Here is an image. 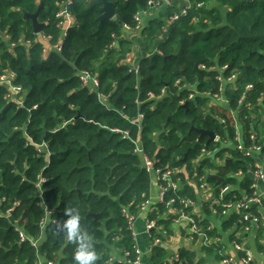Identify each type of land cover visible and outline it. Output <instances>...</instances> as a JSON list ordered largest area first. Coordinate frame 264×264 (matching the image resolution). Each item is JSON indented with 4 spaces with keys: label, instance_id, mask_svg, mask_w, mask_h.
<instances>
[{
    "label": "trees",
    "instance_id": "16d2710c",
    "mask_svg": "<svg viewBox=\"0 0 264 264\" xmlns=\"http://www.w3.org/2000/svg\"><path fill=\"white\" fill-rule=\"evenodd\" d=\"M91 1L0 0V75L12 70L24 91L19 104L0 84V264H74L77 245L61 231L69 208L79 212L96 264H130L112 254L114 249L133 251L127 215L135 218L150 196L152 174L136 152L139 144L155 169L175 168L183 182L186 171L201 175L213 169L224 177L222 186L240 182L246 194L254 191V180L246 175L256 170L257 159L237 146H261L264 156V122L251 121L264 107V0H219L223 10L190 0L189 14L168 29L159 52L142 58L137 71L121 62L118 39L126 26L136 28L138 12L163 0H109L116 15L104 21L101 6ZM39 9L43 32L52 42L62 39L58 52L44 54L45 44L26 16ZM177 10L172 4L166 13ZM61 11L76 20L64 36ZM3 33L10 35L9 42ZM160 33L161 22L144 30L148 37ZM29 40L31 47L24 42ZM11 42L16 43L13 51ZM225 65L227 78L237 75L228 93L230 109L206 95L190 98L191 93H218ZM82 72L98 77L96 90L82 84ZM233 111L245 129L241 140ZM202 130L219 140L210 142ZM228 143L235 147H224ZM219 191L221 202L242 198L238 190ZM164 209L159 204V212ZM155 218V213L149 216ZM248 224L237 211L224 227ZM179 255L180 261L167 259L166 249L156 245L151 259L192 264L184 250ZM216 258L222 260L220 254Z\"/></svg>",
    "mask_w": 264,
    "mask_h": 264
},
{
    "label": "crops",
    "instance_id": "0c3cea01",
    "mask_svg": "<svg viewBox=\"0 0 264 264\" xmlns=\"http://www.w3.org/2000/svg\"><path fill=\"white\" fill-rule=\"evenodd\" d=\"M190 2V0H187ZM174 5V9L179 10V3L173 1L172 3L160 2V5H154L148 9V11L142 16V26L140 29H125L122 35L118 39L117 52L118 56L121 57V62L127 64L130 68H136L139 66L140 61L144 57H149L159 52V46L163 42L161 39V33L156 34L153 37H148L144 34L145 29H149L156 22L162 23V28L171 27L170 15L166 13L169 5ZM206 7L211 9L223 10L225 8L224 4L219 0H206ZM177 10V11H178ZM176 12V11H175ZM65 18L69 25H76V20L71 15H66ZM66 30H63V34ZM45 48L47 52L54 51L51 43L44 41ZM48 53H44L47 55ZM131 56V64L127 62V56ZM210 69H217V67H212ZM209 69V70H210ZM221 74L218 77L221 82L219 92L213 96L206 92V96L211 97V102L220 105L225 109H230V99L228 93L235 88L236 82L229 80L225 75L224 71L221 69ZM92 90H96L97 86L94 81H90L89 84ZM188 88L196 89L195 85H188ZM203 93H191L190 98L195 99L196 96H203ZM215 95H218L216 97ZM264 100V96L262 98ZM235 120L237 121V126L239 129L238 139H243L245 129L241 124L239 113L233 111ZM254 123L264 122V107L260 106L251 118ZM261 126V124H260ZM239 146V145H238ZM237 146V148H238ZM241 146V145H240ZM224 147H235L234 144L228 143ZM248 149L247 154L254 156L256 160V165L264 169V156L260 155V151H254L252 148ZM227 154L225 157H228ZM214 162L217 164H223L222 159H216ZM201 165V161L197 162ZM186 168H182V172H185ZM200 175L195 172L184 173L186 180H182L183 191H186L188 195H192V199L195 202L194 212L197 218L204 225H211L213 227L214 236L220 244V248L223 247L227 253L232 256L237 262H239L241 253L237 252L233 245L234 236L241 232V228L238 229L237 226L224 227V222L228 220L231 214L237 212L235 207L229 209L224 213V207L217 198L219 190H223L222 182H224V177L220 175L215 170H206ZM253 172V171H252ZM249 172L246 176H250L253 179V173ZM207 174V179L210 175H219L222 181L217 180L216 183H211L207 181L202 185L201 177ZM241 175V174H240ZM243 177H241V180ZM216 180V179H215ZM221 183V184H220ZM220 184V185H218ZM231 187L226 193H232L234 190H238L242 197L246 194L245 190L240 188V182L237 185L230 184ZM159 184L156 175H152L151 180V190L150 196L145 204L144 209L140 207V211L134 218V230L133 235L135 244H137L143 253V263L144 264H156L151 259V248L155 239L159 242L157 245H161L166 249L167 259L173 258L177 253L180 254L181 250H184L188 254L189 258L192 259V264H222V262L216 258L219 254L217 250H210L203 243V239L198 235H194L191 232L190 226L185 221H176L172 211L164 209L163 212H159ZM257 190L262 195V204L255 208V211L251 212L252 215L259 217V223L257 226H252L251 230L244 235L243 242L250 248L254 254L253 264H264V179L259 180L257 183ZM187 195V196H188ZM189 196V197H190ZM254 206V205H253ZM156 214L157 218L150 220L149 216ZM153 221L155 226L152 231L147 230V222ZM212 232V233H213ZM235 236V237H236ZM153 251V249H152ZM113 259H123L124 253L122 250H113ZM44 262V260H41ZM160 261V260H158ZM240 264V263H239Z\"/></svg>",
    "mask_w": 264,
    "mask_h": 264
},
{
    "label": "built area",
    "instance_id": "2783aa9c",
    "mask_svg": "<svg viewBox=\"0 0 264 264\" xmlns=\"http://www.w3.org/2000/svg\"><path fill=\"white\" fill-rule=\"evenodd\" d=\"M165 2L167 0H164ZM154 5H160V2L157 3H152V6ZM198 7L203 6V3H199L197 4ZM192 7V4L188 1V5L187 7H185L182 11L178 10L176 12H174V14L172 16H170V20L171 23H175L176 21H178L181 17L183 16H187L189 14V11ZM148 10H143L138 12L135 15V21H136V28L135 29H140L142 26V16L147 12ZM66 15H69L67 12L65 11H61L58 16H63V19L60 21V25L63 28V30H67L70 27H73L72 25L67 24L68 21L65 18ZM65 25V26H64ZM64 26V27H63ZM126 29H131L130 27L126 26ZM169 27H164L162 28L163 33L161 34V39L164 40V34L168 31ZM63 34L64 35H66ZM4 34V39H6L8 42L10 41V35L7 33H3ZM35 35L42 41H46L48 43H51L53 50L54 51H60L62 48V39H60L58 42H52V36L46 34L45 32H43V30ZM26 46L31 47L32 46V41H24ZM10 49L11 51H13L12 49L15 48L16 43L15 42H11L10 44ZM116 44L113 43L111 45V48H114ZM44 52L48 53L46 48H44ZM127 62L131 64V60L129 59V55L126 58ZM203 69H205V66H202ZM227 65L222 67V70H226ZM131 70L137 71L138 67L136 68H131ZM82 84L83 85H88L89 82L92 80L94 81L95 85L98 87L99 85V80L98 77L96 76H91L89 74V72H82L79 74ZM229 80L231 81H236L237 79V75L233 74L230 77H228ZM16 80V74L15 72H13L10 69H5L2 74L0 75V84L4 85L6 88L9 89V91L11 92V94H13L11 97L16 98L17 103L22 104V97L23 96V88L19 85H17L15 83ZM187 84H184L183 88L187 87ZM252 88V85L247 86V90H250ZM204 95L206 93H203ZM216 97H218V95H215ZM244 99V98H243ZM252 138L254 139L255 136H252ZM219 138L215 137L214 141H218ZM238 149L243 150L242 146H238ZM252 149L254 151H260L261 150V146H254L252 147ZM244 152L247 151L248 149H244ZM136 152L142 155L143 158V164L144 167L147 169V171H149L152 175H156L157 180H158V184H159V195H158V201L161 205H164L166 207L167 210L172 211V213L174 214L175 220L176 221H185L186 223L189 224L190 229L192 234L194 235H198L199 237H201L203 239V243L205 246H212L215 247L217 249V251L219 252V254L222 256V264H253L254 261V254L252 252V250L250 248H248L244 242V235L246 233H248L252 226H257V224L259 223V217L258 216H254L252 215L249 210L250 208L257 204V205H261L262 204V195L259 193V191L257 190V183L259 180H263L264 179V169L260 168L259 166H257L256 170L253 172V184H252V188L254 189L252 194H245L242 198L234 201V202H221L220 199H218V201L221 203L222 207H224V213H226L229 209H231L232 207H235L238 211L242 212V216L243 219H249L250 220V224L248 225H244L241 228V232L233 239V245L234 248L237 252L241 253V257L239 262H237L232 256H230L227 251H225L222 248H220V244L217 241L216 237H212L210 234L211 232H213V227L211 225H204L200 222V220L197 218L195 212H194V207H195V202L194 200L187 196V195H183L181 194V192L183 191V185H182V179L178 174L177 169L172 168L167 166L164 169H155L154 168V161H152L149 157H147L145 155V153L143 152V147L141 144L138 145ZM205 153V151H203ZM246 153V152H245ZM207 174H204V176L201 177V181H202V185H204L207 182ZM231 185L227 184L224 186V189L221 191V193H226L229 189H230ZM145 204L141 205V208L144 209ZM248 212H247V211ZM127 218L129 220V226L130 229L134 230V218L130 217L129 215H127ZM155 226V223L153 221H148L147 222V230L152 231L153 228ZM134 234V233H133ZM21 240H25V234L21 233ZM135 237V236H134ZM159 240L155 239L154 243H153V247L151 248V252L152 249L154 248V246H156L158 244ZM33 245H36V243H33ZM132 253L134 254V258H131ZM143 253L141 248L137 245L134 244L133 246V251H124V256L123 259L124 261L130 263V264H144L143 263ZM175 262L180 261V255L179 253L175 254L172 258ZM48 264H53V263H48Z\"/></svg>",
    "mask_w": 264,
    "mask_h": 264
},
{
    "label": "clouds",
    "instance_id": "9594fccd",
    "mask_svg": "<svg viewBox=\"0 0 264 264\" xmlns=\"http://www.w3.org/2000/svg\"><path fill=\"white\" fill-rule=\"evenodd\" d=\"M65 215L68 219L61 225V231L70 243L77 245V251L73 257L74 264H96L97 255L94 245L87 231L82 227L79 212L69 208L65 210Z\"/></svg>",
    "mask_w": 264,
    "mask_h": 264
},
{
    "label": "water",
    "instance_id": "95a60500",
    "mask_svg": "<svg viewBox=\"0 0 264 264\" xmlns=\"http://www.w3.org/2000/svg\"><path fill=\"white\" fill-rule=\"evenodd\" d=\"M173 1H176L179 3V10L180 11H182L188 5L187 0H167V2H169V3H172ZM91 4L101 6V11H102V15L100 16L101 21L115 18V15H116L115 2H112L109 0H92ZM39 15H40V9L36 13L26 14V16L29 17L33 22L34 33H36V34L40 33L44 28V24L39 21ZM262 38H264V35H262ZM184 106H187V103H185ZM202 132L209 135V137H210L209 141L210 142L215 140L216 135L214 132L209 131V130H202ZM186 159H187V157H185L184 161H186ZM209 178L216 179L219 182L222 181V178L219 175H215V174L210 175ZM253 207L256 208V207H258V205L255 204ZM95 217H96V219H98L99 214H95Z\"/></svg>",
    "mask_w": 264,
    "mask_h": 264
},
{
    "label": "rangeland",
    "instance_id": "374dc122",
    "mask_svg": "<svg viewBox=\"0 0 264 264\" xmlns=\"http://www.w3.org/2000/svg\"><path fill=\"white\" fill-rule=\"evenodd\" d=\"M67 24H68V23H67ZM64 26H65V25H64ZM64 26H63V27H64ZM129 59L132 61V58H131V56H129Z\"/></svg>",
    "mask_w": 264,
    "mask_h": 264
}]
</instances>
